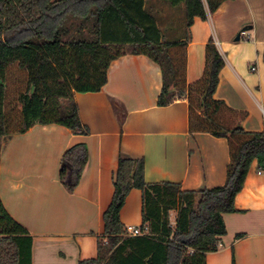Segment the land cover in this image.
Returning <instances> with one entry per match:
<instances>
[{"label":"trees","instance_id":"16d2710c","mask_svg":"<svg viewBox=\"0 0 264 264\" xmlns=\"http://www.w3.org/2000/svg\"><path fill=\"white\" fill-rule=\"evenodd\" d=\"M163 1L184 7L187 32L180 40H164L146 0H0V138L24 134L37 124L89 134L74 93L100 92L112 61L132 54L160 66L158 106L186 96L190 133L228 143L225 184L200 191L147 184L144 160L121 151L113 199L103 216L105 241H99L96 259L80 264H206L207 254L216 252L226 235L224 215L236 212L235 199L252 163L264 171V132L245 131L247 113L214 97L225 62L213 39L206 45L203 77L190 85L186 81L189 29L195 18L206 20L228 0ZM115 111L124 117L118 104ZM88 160L85 145L63 155L60 181L69 192L79 185ZM133 189L143 194L141 228L149 229L144 236H126L120 220ZM32 244L26 228L1 205L0 264H32Z\"/></svg>","mask_w":264,"mask_h":264},{"label":"crops","instance_id":"0c3cea01","mask_svg":"<svg viewBox=\"0 0 264 264\" xmlns=\"http://www.w3.org/2000/svg\"><path fill=\"white\" fill-rule=\"evenodd\" d=\"M189 34L187 84L203 77L206 45L213 39L225 62L215 99L247 113L245 131L264 132V0H228L206 20L195 18ZM107 78L100 92L74 93L89 134L37 124L24 134L0 138V206L32 237V264H80L98 257L121 151L144 160V180L150 185L200 191L226 182V139L190 133L186 96L158 106V64L127 54L112 61ZM115 104L124 117L116 114ZM77 145L87 147L89 160L79 185L69 192L60 181L61 162ZM235 208L224 215L226 235L218 250L207 254L206 264H264V171L257 161ZM142 210V191L133 189L120 212L124 228L141 227Z\"/></svg>","mask_w":264,"mask_h":264},{"label":"rangeland","instance_id":"374dc122","mask_svg":"<svg viewBox=\"0 0 264 264\" xmlns=\"http://www.w3.org/2000/svg\"><path fill=\"white\" fill-rule=\"evenodd\" d=\"M155 0H149L147 2V9L154 15L156 21L159 22V25L162 27V32L166 34L168 41L180 40L185 36L187 32L184 15H183V6L182 9H173L168 3L165 4L161 2H154ZM13 92V90H12ZM63 105H66L65 101H62ZM177 212L173 211L170 214V220L173 226L176 223Z\"/></svg>","mask_w":264,"mask_h":264},{"label":"built area","instance_id":"2783aa9c","mask_svg":"<svg viewBox=\"0 0 264 264\" xmlns=\"http://www.w3.org/2000/svg\"><path fill=\"white\" fill-rule=\"evenodd\" d=\"M146 234H149V229L146 226L143 228L134 226H128L125 228V235L129 237L144 236Z\"/></svg>","mask_w":264,"mask_h":264},{"label":"water","instance_id":"95a60500","mask_svg":"<svg viewBox=\"0 0 264 264\" xmlns=\"http://www.w3.org/2000/svg\"><path fill=\"white\" fill-rule=\"evenodd\" d=\"M247 30H248L247 28H244V30L242 32H245ZM239 39H240V36L237 37V40H239Z\"/></svg>","mask_w":264,"mask_h":264}]
</instances>
